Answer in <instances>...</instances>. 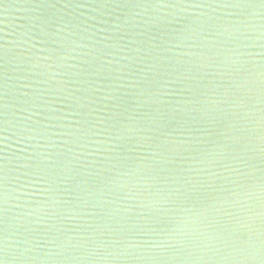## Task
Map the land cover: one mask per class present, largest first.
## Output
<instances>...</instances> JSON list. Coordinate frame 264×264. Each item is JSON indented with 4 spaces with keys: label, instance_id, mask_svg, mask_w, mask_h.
I'll return each instance as SVG.
<instances>
[{
    "label": "water",
    "instance_id": "95a60500",
    "mask_svg": "<svg viewBox=\"0 0 264 264\" xmlns=\"http://www.w3.org/2000/svg\"><path fill=\"white\" fill-rule=\"evenodd\" d=\"M229 2L0 0V264H258L264 9Z\"/></svg>",
    "mask_w": 264,
    "mask_h": 264
},
{
    "label": "clouds",
    "instance_id": "9594fccd",
    "mask_svg": "<svg viewBox=\"0 0 264 264\" xmlns=\"http://www.w3.org/2000/svg\"><path fill=\"white\" fill-rule=\"evenodd\" d=\"M232 8H228L230 10ZM261 9V8H260ZM257 10H254L252 7L249 8V18L252 17V15L256 12ZM10 189H8L5 193V196L7 197L9 195ZM7 242L5 243V248L6 249H12L14 245L11 243V236L6 238ZM26 250H21V255H24ZM227 255H239L240 258L244 260H249V261H257L258 264H260L261 257H262V250H261V245L260 243H256L255 241H249L247 246L239 248V249H229L227 251Z\"/></svg>",
    "mask_w": 264,
    "mask_h": 264
},
{
    "label": "snow or ice",
    "instance_id": "6c2138e0",
    "mask_svg": "<svg viewBox=\"0 0 264 264\" xmlns=\"http://www.w3.org/2000/svg\"><path fill=\"white\" fill-rule=\"evenodd\" d=\"M225 6L232 9H249L250 7H253V5L247 2V0H232V2H229ZM259 7L261 9H264V0H261ZM119 150L120 149L118 147L111 149L112 152H117ZM261 163L264 164V159H262ZM260 245L262 250V257L260 264H264V235L261 236Z\"/></svg>",
    "mask_w": 264,
    "mask_h": 264
}]
</instances>
